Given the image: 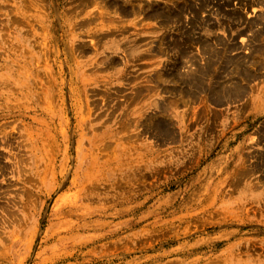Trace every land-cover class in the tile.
Returning a JSON list of instances; mask_svg holds the SVG:
<instances>
[{"label": "rangeland", "instance_id": "rangeland-1", "mask_svg": "<svg viewBox=\"0 0 264 264\" xmlns=\"http://www.w3.org/2000/svg\"><path fill=\"white\" fill-rule=\"evenodd\" d=\"M0 264H264V0H0Z\"/></svg>", "mask_w": 264, "mask_h": 264}, {"label": "bare ground", "instance_id": "bare-ground-1", "mask_svg": "<svg viewBox=\"0 0 264 264\" xmlns=\"http://www.w3.org/2000/svg\"><path fill=\"white\" fill-rule=\"evenodd\" d=\"M195 12V11H194ZM196 13V12H195Z\"/></svg>", "mask_w": 264, "mask_h": 264}]
</instances>
